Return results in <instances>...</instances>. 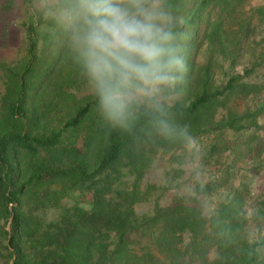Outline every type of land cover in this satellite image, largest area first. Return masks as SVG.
Returning <instances> with one entry per match:
<instances>
[{"label":"trees","instance_id":"obj_1","mask_svg":"<svg viewBox=\"0 0 264 264\" xmlns=\"http://www.w3.org/2000/svg\"><path fill=\"white\" fill-rule=\"evenodd\" d=\"M203 4L199 2L197 10ZM192 19L195 17H185L184 24ZM40 24L41 20H34L27 26L29 46L23 74L3 66L7 90L2 96L0 118V218L9 217L8 204L12 203L4 248L13 257V264H264V234L250 241L247 231V184L234 188L210 215L204 212L202 200L213 189L210 183L197 187L193 196H180L166 205L155 203L146 213L135 211V204L149 192V187L141 189L140 180L151 162V153L185 142L156 135L149 116L143 113L131 132L111 129L100 118L93 94L74 102L65 116L53 120L51 111L41 105L47 83L63 59L69 60L74 76L81 70L60 28L44 47L49 50L37 54L36 29ZM182 27L178 26L181 33ZM32 77L38 79L31 82ZM239 78L231 76L214 88L204 85L190 98L171 103L170 117L187 126L193 139L216 134L205 162L214 153L234 150L243 156L250 152L258 155L264 147V140L253 142L260 137L256 134L260 126L246 140L244 152L220 141L225 130L240 133L253 128L264 112V100L241 114L230 105L233 100L258 94L257 86ZM40 89H44L42 93ZM60 93L67 95L63 88ZM28 97L33 99L30 109ZM219 107L226 114L215 121ZM83 128L87 138L80 149L73 138ZM128 175L133 177L129 185L125 181ZM227 179L215 178L214 188L225 185ZM53 184H60V188L52 189ZM76 191L82 196L89 191L87 205L62 208L45 225L26 203L34 199L38 208L48 201L58 203ZM256 217L264 221L262 208Z\"/></svg>","mask_w":264,"mask_h":264},{"label":"rangeland","instance_id":"obj_2","mask_svg":"<svg viewBox=\"0 0 264 264\" xmlns=\"http://www.w3.org/2000/svg\"><path fill=\"white\" fill-rule=\"evenodd\" d=\"M201 1H204V4L197 10V4ZM171 2L183 20L185 17L189 20L192 16L195 17L182 27V33H187L188 37L181 42L187 48L185 53L189 58L190 72L171 103L183 97L190 98L204 85L214 88L225 84L231 76H240V82L257 86L258 94L233 100L230 105L236 106L238 113L241 114L247 108L261 104L264 100V0H180V3L179 0H171ZM31 4L32 0H0V118L2 96L7 90V76L3 66L23 74L28 58V24L34 20L42 21L36 29L38 55L49 50L44 47L50 43L59 28L52 20L45 19L42 15L39 18V14L32 11ZM61 61L64 62L55 69L41 100V105L51 111L50 117L53 120L65 116L66 110L73 106L74 102L92 95L84 77L81 74L77 77L72 74L69 60ZM37 79L32 77L31 82ZM60 88H63L67 95H62ZM43 90L40 89L41 93ZM39 93L35 96L34 103L38 101ZM28 98L30 109L33 99ZM48 104L50 106H47ZM225 112L224 108L219 107L215 113V121L220 120ZM252 125L255 126L240 133L225 130L220 136V141L232 149L240 148L244 152L246 140L259 126L256 134L260 137L255 138L253 142L264 140L262 128L264 112ZM215 135L204 134L201 140L194 139V148H189L184 143L168 151L162 149L153 151L151 162L140 180L141 189L149 187V192L146 198L135 204V211L138 214L146 213L155 203L166 205L177 197L193 196L197 187L210 183L213 189L202 199L206 207L204 212L210 215L219 202L230 197L234 188L247 184L249 193L246 197L244 215L247 218L249 240H257L264 234V221L256 217L258 208L264 210V147L258 155L250 152L243 156L234 150L214 153L210 160L205 162L204 158ZM86 138V129H79L74 133L73 143L82 149ZM222 176L228 177L227 182L215 189L213 180ZM132 178L129 175L125 177L128 185ZM51 188L59 189L60 184H53ZM83 194L79 195V191H76L60 198L58 203L48 201L42 204V207L38 205V208L33 205L34 199H29L26 203L31 205L33 213L39 215L41 224L45 225L56 218L62 208H69L75 204L86 206L90 193L84 191ZM12 206V203L8 204L9 217L0 218L2 259L0 264H13L14 260L4 248V231L10 230ZM9 251H12V248H9Z\"/></svg>","mask_w":264,"mask_h":264},{"label":"clouds","instance_id":"obj_3","mask_svg":"<svg viewBox=\"0 0 264 264\" xmlns=\"http://www.w3.org/2000/svg\"><path fill=\"white\" fill-rule=\"evenodd\" d=\"M31 9L66 33L108 127L131 132L143 113L156 135L195 147L169 114L190 72L184 20L171 0H32Z\"/></svg>","mask_w":264,"mask_h":264}]
</instances>
